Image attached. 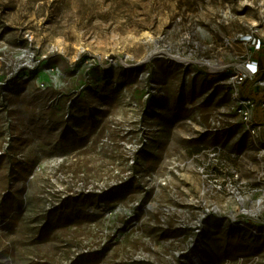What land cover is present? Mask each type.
Here are the masks:
<instances>
[{
  "label": "rangeland",
  "instance_id": "obj_1",
  "mask_svg": "<svg viewBox=\"0 0 264 264\" xmlns=\"http://www.w3.org/2000/svg\"><path fill=\"white\" fill-rule=\"evenodd\" d=\"M251 34L264 0H0V264H264Z\"/></svg>",
  "mask_w": 264,
  "mask_h": 264
},
{
  "label": "built area",
  "instance_id": "obj_2",
  "mask_svg": "<svg viewBox=\"0 0 264 264\" xmlns=\"http://www.w3.org/2000/svg\"><path fill=\"white\" fill-rule=\"evenodd\" d=\"M240 38L244 45L251 48V53L246 57L244 56L243 62L236 67L229 83L230 95L234 110L253 141L254 148L259 153L264 154V123L258 122L255 118L256 100L245 97L241 90L247 81L257 78L262 71L261 58L264 54V36L251 34ZM257 86L263 88L264 91V79ZM262 107L264 108V101Z\"/></svg>",
  "mask_w": 264,
  "mask_h": 264
},
{
  "label": "bare ground",
  "instance_id": "obj_3",
  "mask_svg": "<svg viewBox=\"0 0 264 264\" xmlns=\"http://www.w3.org/2000/svg\"><path fill=\"white\" fill-rule=\"evenodd\" d=\"M147 35L149 36L148 33H147ZM227 67H228V65H227L225 62H223V61H221V62L217 65V68L222 69V70H224V69L227 68ZM215 68H216V66H215ZM59 78H60V76L57 77V79H59ZM243 201H244V200L241 199V203H242ZM263 208H264V206H263L262 200H258V201L256 202V207H255L254 209H252V210H250V211H248L247 209H243V210H242V213H243V214H247V213L251 212L253 215H257V214H258ZM193 259L195 260V262H196L197 264H200V263H201L200 258H198V257H194Z\"/></svg>",
  "mask_w": 264,
  "mask_h": 264
},
{
  "label": "trees",
  "instance_id": "obj_4",
  "mask_svg": "<svg viewBox=\"0 0 264 264\" xmlns=\"http://www.w3.org/2000/svg\"><path fill=\"white\" fill-rule=\"evenodd\" d=\"M250 84L249 81H247L243 87H244V92L246 94L247 90H245V88L248 87V85ZM248 96L254 98L256 100V103H257V111H256V115H255V118L258 122L262 121L263 122V118H262V115L261 113L263 112V107H262V103L264 101V96L263 95H257V94H247ZM261 112V113H260ZM261 122V123H262Z\"/></svg>",
  "mask_w": 264,
  "mask_h": 264
},
{
  "label": "crops",
  "instance_id": "obj_5",
  "mask_svg": "<svg viewBox=\"0 0 264 264\" xmlns=\"http://www.w3.org/2000/svg\"><path fill=\"white\" fill-rule=\"evenodd\" d=\"M261 68H262V71H264V54H263V56H262V58H261ZM260 88V87H259ZM258 90H257V88L254 90V91H247L246 92V94H245V92H242L243 93V95L245 96V97H248V98H252V97H250V96H248L247 94H257V95H259L258 94V92H257ZM261 95V94H260ZM254 99V98H253ZM255 100V99H254ZM262 123H264V122H262Z\"/></svg>",
  "mask_w": 264,
  "mask_h": 264
}]
</instances>
